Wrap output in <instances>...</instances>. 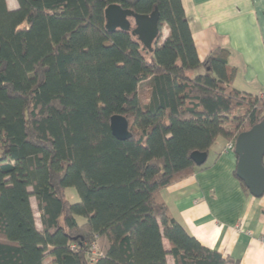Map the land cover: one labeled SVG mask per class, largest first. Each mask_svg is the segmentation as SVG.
<instances>
[{
	"label": "trees",
	"instance_id": "trees-1",
	"mask_svg": "<svg viewBox=\"0 0 264 264\" xmlns=\"http://www.w3.org/2000/svg\"><path fill=\"white\" fill-rule=\"evenodd\" d=\"M15 1L0 0V264H241L190 237L160 197L197 168L191 153L264 120V97L233 88L229 52L198 59L180 0ZM111 5L157 10L151 52L106 30ZM114 115L128 140L111 134Z\"/></svg>",
	"mask_w": 264,
	"mask_h": 264
},
{
	"label": "crops",
	"instance_id": "crops-1",
	"mask_svg": "<svg viewBox=\"0 0 264 264\" xmlns=\"http://www.w3.org/2000/svg\"><path fill=\"white\" fill-rule=\"evenodd\" d=\"M180 1L198 59L227 50V65L235 70L233 88L264 97V0ZM227 144L217 138L205 163L161 190L160 197L176 223L202 246L241 264H264V194L253 197L236 176L237 157ZM167 264H174L171 257Z\"/></svg>",
	"mask_w": 264,
	"mask_h": 264
},
{
	"label": "water",
	"instance_id": "water-1",
	"mask_svg": "<svg viewBox=\"0 0 264 264\" xmlns=\"http://www.w3.org/2000/svg\"><path fill=\"white\" fill-rule=\"evenodd\" d=\"M108 32L121 30L136 37L147 52L152 51L154 42L159 35V15L155 9L150 15H138L130 10H122L119 6L111 5L105 9ZM133 22V27L131 24ZM111 134L119 141L131 137L128 122L121 115L110 118ZM234 154L237 157L236 176L243 182L249 193L260 198L264 194V120L254 125L250 130L239 134L234 141ZM196 167L202 166L207 153L193 152L189 156Z\"/></svg>",
	"mask_w": 264,
	"mask_h": 264
},
{
	"label": "rangeland",
	"instance_id": "rangeland-1",
	"mask_svg": "<svg viewBox=\"0 0 264 264\" xmlns=\"http://www.w3.org/2000/svg\"><path fill=\"white\" fill-rule=\"evenodd\" d=\"M6 1V5H7V8L9 10H14L17 8V4H16V1L15 0H5ZM166 36V32L163 31L162 32V38H164ZM146 89H147V83H142L139 85V88H138V95L140 97H143L145 96V92H146ZM142 98V100H143ZM244 111H240L237 113V115H241L243 114ZM31 191V189H29ZM65 196L67 198V200L70 202V203H77L79 201L75 191L73 189H67L65 191ZM72 196L74 197V199H72ZM30 204H31V208H32V211H33V215H34V218H35V224H36V228L38 231H41V224H40V213L37 209V205H36V202H35V199L33 197L30 198Z\"/></svg>",
	"mask_w": 264,
	"mask_h": 264
},
{
	"label": "built area",
	"instance_id": "built-area-1",
	"mask_svg": "<svg viewBox=\"0 0 264 264\" xmlns=\"http://www.w3.org/2000/svg\"><path fill=\"white\" fill-rule=\"evenodd\" d=\"M233 147H234V142H228V144H227V149H228V150H232ZM91 255H92L93 259H96V258H98V257L100 256V255L96 252V248H95V247L92 249Z\"/></svg>",
	"mask_w": 264,
	"mask_h": 264
}]
</instances>
